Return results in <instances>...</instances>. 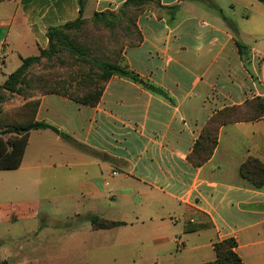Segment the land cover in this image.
Returning a JSON list of instances; mask_svg holds the SVG:
<instances>
[{
  "label": "crops",
  "instance_id": "1",
  "mask_svg": "<svg viewBox=\"0 0 264 264\" xmlns=\"http://www.w3.org/2000/svg\"><path fill=\"white\" fill-rule=\"evenodd\" d=\"M127 1H0V77L48 49L50 27ZM136 25L142 43L123 57L141 83L112 77L96 106L37 97L32 120L59 133L32 130L21 166L0 170V264H140V245L167 264H204L229 238L245 264H264V182L241 174L250 159L264 165V116L221 125L211 157L192 160L212 119L264 99V3L150 0ZM15 192L48 193L51 209ZM23 204L34 218L18 228Z\"/></svg>",
  "mask_w": 264,
  "mask_h": 264
},
{
  "label": "rangeland",
  "instance_id": "2",
  "mask_svg": "<svg viewBox=\"0 0 264 264\" xmlns=\"http://www.w3.org/2000/svg\"><path fill=\"white\" fill-rule=\"evenodd\" d=\"M211 9L215 11L213 8ZM113 13L118 16L116 22L111 19V22L116 24L115 26L102 23L96 24L89 19L90 21L82 28L66 31L67 38L58 37L59 51L53 58L43 59L39 64L30 67L21 83L18 84L16 92L8 90L0 92V129L32 120L33 107L37 97L42 92L59 89L82 96L88 91H96L95 89L99 87L101 80V70L96 62L98 60H117L126 47L135 40L134 18L121 12V9L113 11ZM224 13L226 14L227 10H224ZM69 41L73 42L75 49L73 46L63 44ZM16 70L17 67L9 64L6 73L0 77V84H4L9 78L8 76ZM6 173L8 172L0 171V185L5 176L8 175ZM47 194L42 192H15L13 200L38 197L41 204H43V210L48 211L51 208L50 200L46 199L49 196ZM5 196L2 195L0 198L5 199ZM69 203L66 199L63 201L62 209L64 211L70 212L73 210L72 207H67ZM21 206L23 207L21 212L25 213L29 219L22 220L21 224H16L18 228L31 223L34 218V216L27 213L25 204ZM7 209L6 206H2L0 209L1 217L7 216ZM64 223L67 224V221H64ZM58 226L62 228L64 225ZM138 258L140 264H167L166 257L147 252L142 249V245L139 247ZM30 264L36 263L33 261ZM46 264H50V262Z\"/></svg>",
  "mask_w": 264,
  "mask_h": 264
},
{
  "label": "trees",
  "instance_id": "3",
  "mask_svg": "<svg viewBox=\"0 0 264 264\" xmlns=\"http://www.w3.org/2000/svg\"><path fill=\"white\" fill-rule=\"evenodd\" d=\"M259 1L264 3V0ZM149 2L150 0H128L120 8L121 12L126 15L132 16L135 22V40H133V42H131V44L127 47L138 46L142 43L143 38L141 33L137 29L136 22L139 14L142 12L145 5ZM169 10H172L174 14L176 9L170 8ZM111 19H114L116 22L118 16H116L113 11H104L101 13H95L91 21L96 24L102 23L105 25L115 26L116 24L112 23ZM89 21V19L83 17V10H81L78 19L60 26L50 27L47 32L50 42L48 49L42 50L40 55L38 56L23 59L22 65L9 76L4 84H0V92L2 90L16 92L18 84L21 83L24 76L26 75L27 70L30 67L35 64H39L43 59H51L57 54V52L59 51V45L57 42L58 37L62 36L63 38H67L68 35L66 31L68 32L80 29ZM231 29L232 31H234V33L238 32L236 26L232 23ZM63 44L73 46V48L75 49V45L72 41ZM238 46L242 55L245 57V47L241 44H238ZM124 62L125 60L123 57V53L118 57L117 60H98L96 62L97 66L101 70V80L99 87L95 89L96 91H88L82 96H79L75 93H70L71 91L52 89L50 91L42 92L41 94L58 93L80 103L96 106L101 99L107 82L112 77L119 76L135 82H142L141 78L137 74H135ZM36 106L37 102L33 107L32 118L34 116ZM223 114H225L226 116L224 119L214 118L211 120L210 124L202 133L198 143L196 144L195 151L192 155V160H194L196 164H202L211 157L214 148L217 145V133L218 128L221 125L231 121L254 120L264 116V99H256L254 102L248 103L243 107L228 109L224 111ZM35 129H52L56 133H59V131L55 127L47 123L34 122V120H30L26 123H21L18 125H12L0 130V170H13L21 166L26 148L29 143L30 132ZM6 136L10 137L7 138ZM86 149L88 148L86 147ZM241 174L250 181L254 176L257 177L258 179L256 180L257 183L255 185L260 186L264 182V165H262L258 160L250 159L241 167ZM91 221L97 228H109L116 225L115 223L102 221L98 217H92ZM236 247L237 242L232 238L216 242L214 244L216 259L204 264H245L242 261L241 257L237 254Z\"/></svg>",
  "mask_w": 264,
  "mask_h": 264
},
{
  "label": "built area",
  "instance_id": "4",
  "mask_svg": "<svg viewBox=\"0 0 264 264\" xmlns=\"http://www.w3.org/2000/svg\"><path fill=\"white\" fill-rule=\"evenodd\" d=\"M116 174V173H115Z\"/></svg>",
  "mask_w": 264,
  "mask_h": 264
}]
</instances>
